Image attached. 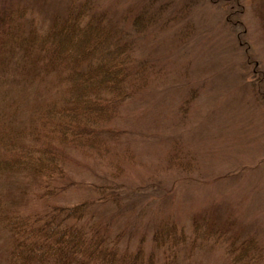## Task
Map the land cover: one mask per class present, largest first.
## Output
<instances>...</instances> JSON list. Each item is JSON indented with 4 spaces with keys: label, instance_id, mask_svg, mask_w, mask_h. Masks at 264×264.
I'll return each instance as SVG.
<instances>
[{
    "label": "trees",
    "instance_id": "16d2710c",
    "mask_svg": "<svg viewBox=\"0 0 264 264\" xmlns=\"http://www.w3.org/2000/svg\"><path fill=\"white\" fill-rule=\"evenodd\" d=\"M151 1L139 21L130 12L124 18L116 8L102 7L100 0H72L45 26L25 6H0L3 264H183L203 247L221 249L226 264H264V241L236 230L233 217L215 206L194 212L187 223L174 215L160 218L150 238L147 224H140L152 204L170 195L161 177L160 182L129 181L134 134L123 122L124 111L166 76L162 57L137 55L141 35L150 27L176 26L179 19L189 24L195 7L228 0ZM231 1L224 24L251 56L254 48L243 39L246 22L232 17L244 4ZM256 6L264 19V0ZM185 47L190 43L180 50ZM249 55L245 59L253 62ZM244 71L238 79L246 88ZM188 94L177 110L187 108L195 95ZM253 94L264 107L258 90ZM177 151L170 148L168 164L160 168L172 171L174 182L173 164L181 176ZM69 189L79 191L74 204L52 201Z\"/></svg>",
    "mask_w": 264,
    "mask_h": 264
},
{
    "label": "rangeland",
    "instance_id": "374dc122",
    "mask_svg": "<svg viewBox=\"0 0 264 264\" xmlns=\"http://www.w3.org/2000/svg\"><path fill=\"white\" fill-rule=\"evenodd\" d=\"M240 1L244 10L232 17L246 22L248 31L243 39L254 48L250 49L251 56L238 47L229 23L224 24L227 13L233 11L231 0L219 4L206 1L205 6L195 7L190 13L192 21L185 24L179 19L173 26L182 24L178 29L150 27L146 35L138 33L142 41L137 55L162 57L166 75L124 111L123 122L134 134L130 137L134 165L129 181L160 182L161 177L170 190V195L152 204L140 221L147 224L148 238L160 218L174 215L187 223L194 212L215 206L217 212L233 217L236 230L256 233L264 241V107L250 97L258 90V96L264 99V19L256 13L258 0ZM69 3L72 0H0L1 7L25 6L31 18L43 26L64 12ZM100 4L116 8L119 16L130 12L139 21L141 12L152 8L151 0H100ZM186 42L190 47L180 50ZM247 54L253 62L245 59ZM259 70L262 77L257 74ZM243 71L249 78L246 88L239 85L238 76ZM188 92V96L191 92L195 95L185 103L186 109L177 110ZM170 148L178 150L176 159L182 177L172 163L177 182L169 178L172 171H160L168 164ZM73 174L79 175L75 171ZM5 187L14 191V186ZM77 192L69 189L51 198L58 204H74ZM26 208V212L31 209L30 205ZM6 248L0 230V264L4 263ZM183 264H226V260L221 249L203 247Z\"/></svg>",
    "mask_w": 264,
    "mask_h": 264
}]
</instances>
